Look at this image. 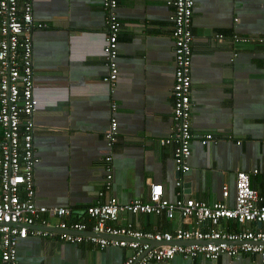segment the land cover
Here are the masks:
<instances>
[{"label": "crops", "instance_id": "1", "mask_svg": "<svg viewBox=\"0 0 264 264\" xmlns=\"http://www.w3.org/2000/svg\"><path fill=\"white\" fill-rule=\"evenodd\" d=\"M169 1L118 0L119 78L111 88L104 81L108 16L103 0H33L34 21L43 25L33 32L38 205L81 212L99 201L105 189L104 159L110 153L105 132L112 117L119 123V136L112 150L114 180L107 197L123 204L148 202L151 179L164 186V197L170 201L185 196L212 204L223 200V188L228 186L229 204L234 205L236 174L244 171L264 198V0H195L192 170L180 188L175 147L162 143L173 132L174 9ZM113 103L118 106L115 114ZM207 133L215 140L203 145ZM2 140L0 125V145ZM1 193L0 180V198ZM47 218L57 223L56 218ZM84 219L92 228L95 220ZM129 224L152 233L198 227L193 218L165 214H121L108 222L116 228ZM255 227L260 228L223 220L202 229L236 232ZM130 254L124 248L102 250L91 243L31 235L18 244L17 264H122ZM154 264L263 263L258 255H243L217 261L176 256Z\"/></svg>", "mask_w": 264, "mask_h": 264}, {"label": "built area", "instance_id": "2", "mask_svg": "<svg viewBox=\"0 0 264 264\" xmlns=\"http://www.w3.org/2000/svg\"><path fill=\"white\" fill-rule=\"evenodd\" d=\"M173 7V39L175 44V79L173 87V132L163 144H173L174 163L178 174L176 186L183 187L184 178L192 168V61L193 17L195 0H170ZM107 13V35L104 59L108 74L104 81L115 88L119 78V39L122 23L118 16V0H103ZM0 125L3 140L0 145V235L2 236V264L18 263V244L31 235L57 237L72 244L91 243L99 249L108 247L131 250L122 264H154L185 259L217 261L222 256L231 259L243 255L259 256L264 264V198L251 184V174H236L234 205L229 204L231 191L223 188V200L212 204L183 196L176 201L164 197V186L147 180L151 187L150 199L123 204L111 193L114 180V151L119 123L112 117L105 132L110 153L105 156V189L99 201L78 212L61 206H40L36 203L35 168L40 160L34 146L36 129L34 115L38 100L35 97L33 32L36 24L33 0H0ZM221 37V36H220ZM247 41L236 37V41ZM264 42V39L262 40ZM117 104L111 105L112 113ZM212 133L202 139L203 145L214 142ZM255 175L259 173L256 169ZM107 197V198H106ZM121 214H165L174 218L195 219V230L177 229L175 232H144L132 224L112 227ZM47 216L57 219L51 224ZM95 223L89 229L84 217ZM229 220L240 226L248 223L257 229L226 232L213 228L202 229L207 223ZM156 244V245H154Z\"/></svg>", "mask_w": 264, "mask_h": 264}]
</instances>
